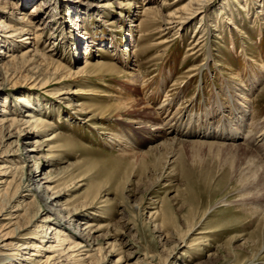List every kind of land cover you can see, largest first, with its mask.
Listing matches in <instances>:
<instances>
[{
    "label": "rangeland",
    "instance_id": "1",
    "mask_svg": "<svg viewBox=\"0 0 264 264\" xmlns=\"http://www.w3.org/2000/svg\"><path fill=\"white\" fill-rule=\"evenodd\" d=\"M9 1L23 2L1 0L0 26L20 27L27 14L33 33L26 45L2 49L37 52L38 74L47 72L41 56L50 55L66 67L57 73L66 79L34 85L24 70L0 90L17 117L29 99L52 121L18 141L21 168L0 207L13 203L17 188L42 184L30 175L38 170L62 176L47 192L62 194L59 220L79 211L75 232L89 221L95 224L85 230L103 224L88 242L98 240L101 250L78 264L119 257V264H264V2L212 0L181 25L168 16L189 0H27L12 15ZM152 6L161 11L156 24L142 28ZM87 64L90 71L76 72ZM158 125L167 134L151 137ZM51 134L58 137L42 143L44 151L25 150ZM171 137L184 142L161 145ZM27 198L20 226L46 208L36 193ZM7 223L0 220L4 232L14 227ZM31 234L13 241L29 243ZM47 235L41 248L54 230Z\"/></svg>",
    "mask_w": 264,
    "mask_h": 264
},
{
    "label": "bare ground",
    "instance_id": "2",
    "mask_svg": "<svg viewBox=\"0 0 264 264\" xmlns=\"http://www.w3.org/2000/svg\"><path fill=\"white\" fill-rule=\"evenodd\" d=\"M22 1L27 2V0H22ZM175 1L180 2V0H175ZM211 1L212 0H189L188 2L182 4L180 7L176 8L168 16V20H169L168 23L169 24L180 23L181 25H183L185 21L195 17L198 13H200L199 11L201 10L199 9L206 8ZM237 1L239 2L240 0ZM257 1L261 2V4L264 2V0H257ZM9 2L11 3V6L8 5L10 9L6 8L8 7L7 4L4 5V8H6L7 9L6 12L11 13V15L15 12V10H17L20 7V5H23V2H19V3L17 1L16 2L9 1ZM253 2L251 3L255 5L256 4L255 1ZM241 3H239L240 6ZM42 4H45L44 1L42 2ZM1 7L2 4L0 0V11L3 12V9ZM40 8L41 6L37 7V9L39 10ZM160 12H161L160 8L158 7H154V6L146 7V9H144L143 11V18L141 19L139 24L142 26V28H146V29L147 27H153L156 24V15ZM261 12L262 10L260 11V14ZM262 14H264V12H262ZM26 17H28L27 14H24L23 17H21L23 21L22 20H21L22 22L19 21L21 23L20 27H15L14 25H11V23L9 22L6 23L3 21H2L3 23L1 22L2 24L0 27L2 28V31L7 32V34H9L8 36L6 35L5 38L0 37V44L2 45V46L0 45V55L2 56L0 57V60H2V63L0 64V90L2 91L6 90L5 84H7V82H10V80H12L15 76L17 77L18 74L24 70H26L29 73H32L30 77L35 78L32 80V83H34V85H36L38 82L48 85V83H50V81L52 80L54 81L56 80L58 83H60L61 81L66 79V77L62 75L63 73H61L60 75L57 74L59 72H62V70L60 69L65 70L64 69L65 66H63L62 62L52 58L50 55H44L45 54L44 53L43 56H41L42 59L44 60L43 65L45 66V69H47V72H49L50 71L49 69H52V67L55 68V72L53 73V75L52 74L46 75L47 72L44 73V71L38 74L35 70L40 65H42V63L37 64L36 62L37 55L35 56L34 54L37 52H35L32 55L31 53L32 50L29 49V47L28 49L26 48V50H21V53H15L17 50L16 51L12 50L15 47H19L21 44H25V42H28L27 40L29 39L28 36L31 33H33L32 32L33 23L28 24L27 22L29 20L28 18L26 19ZM74 27L78 29V23L74 24ZM37 28H41V27L38 26ZM15 35H19L18 38L16 37L15 39L14 38L10 39V37ZM77 35L75 37H77ZM38 39H39L38 36H36V41H38ZM3 46H5L6 48L7 47L11 48L12 46L13 48L5 51V49L4 50L2 49ZM70 71H72L71 69L68 70V72L72 74ZM88 71H90V69H89V65L87 64L84 67L82 66L81 68H78L76 72L84 73ZM63 93L65 92L64 91L60 92V95ZM7 96L8 95L4 96L5 97L4 101L0 100V138L2 140L1 142L3 143L2 146L3 148L0 151V161H1L0 199L7 193L10 186L16 180L17 169L21 168V165L16 164V162L20 158L19 156L22 154L20 144L18 141L22 137L28 136L30 133H35L36 129L47 130L52 123L51 120L49 121L47 119L42 118L41 115H38L40 114L39 107L41 106V103L39 102L35 103L29 99H27L28 101L26 102V104L23 105L20 103L19 105L20 107L18 106L19 108H23L25 107V105H28L27 108L28 111H26V114H24V116L21 115L22 116L21 118L17 117V115L14 114V112L15 113L17 112L18 114L19 112L16 109H10L9 105H7ZM165 131L166 130L164 126L163 127L161 125L155 126L154 128H152L151 137L160 134H165L166 133ZM57 137H58L57 134H51L45 137L44 141H40L39 139H32L31 141H27L28 143L30 142L29 144L31 147L30 146L25 147V150H27L30 153L44 151L45 148L43 146L45 145H42V143L45 142L44 144L49 145L50 142L54 141L55 138ZM181 142L183 143L184 141H181L179 139L177 140L176 138L173 139V137H171L170 139H167L165 142H162L163 144L161 145H167V144L172 145ZM195 143L204 144L206 142H195ZM15 144H17L19 147L16 148ZM208 144H213V143H208ZM231 146L233 147L237 146L238 148L240 147L239 145H231ZM248 163H249V169H252L254 174H256L261 170L260 166L259 167L257 166V163L252 157L249 159ZM34 172L36 173V176H38V179L41 178V180H43V183L42 184L36 183L34 184V187L32 186L29 187V185H27L20 188L21 190L17 191L18 189L17 187L19 186L18 184L16 186L17 192L15 191L17 194H15V192L13 194L14 196L16 195L15 199L12 196V198L14 199V200L12 199L13 203H9L7 206L5 205L3 207L2 206L0 207V220L8 219V223L14 225L12 229L6 232L0 229V260H4L6 256H9L10 258L9 259L7 258L8 264H73V263L78 264L85 262L87 259L92 258L95 255V253L98 252V250H101L102 247H100L101 243L96 239H95L96 241L92 243H88L89 238L91 237L90 235H92L91 233H93V231L94 232L98 231L103 226V224H100L95 228L90 227L88 228V230H85L87 227L95 224L94 222L89 221L86 223L84 230L82 229L81 232H77V231L75 232L73 230V225L75 224L78 216L81 214V212L79 211L69 212V214L66 217L59 220V217H61L58 213V211L59 212L61 211L60 210L61 208H59V206L63 205L60 203L62 194H59L57 192L56 194H53L52 196L48 197L47 192L51 189H54V187L56 186L51 183L59 180L60 178H62V176L59 175L53 176V174H49V173L41 176L44 173L39 174L38 172L40 171L38 170H32L30 175H32ZM262 173L264 174V170ZM263 174L260 175V177L264 179ZM27 179L28 180L30 179L29 176ZM34 193H36V196L42 198V200L46 202L45 203L46 208L38 210L34 214L33 218L30 219L29 222L25 224L23 223L20 226L18 224L19 222L18 220L22 219L25 215H29L28 213H30L29 210H30L31 200L29 201L27 197H29L30 195H34ZM51 212L52 214L56 212L57 217L51 216L49 214ZM55 226L57 227L55 228ZM63 229L68 230L69 233L65 234L63 232ZM12 230H14L13 231L14 234L16 233L15 235L13 234ZM51 230L52 231L54 230V236L52 237L53 240L48 242L44 247L41 248L40 245L41 242H43L45 238L49 237L47 234ZM29 232H32V234L28 235L27 238L35 239L34 241H31L29 243L27 240H25L24 242L13 241L17 237L21 238L22 236L27 235ZM7 249L12 250V252H8V251L5 252L4 250ZM38 256H40L41 259H39ZM121 258L122 257H119L117 262H115V264H119L120 262H123L121 261ZM7 263L5 262V264ZM241 264H257V260L255 259L254 261L251 260L249 262L245 261Z\"/></svg>",
    "mask_w": 264,
    "mask_h": 264
}]
</instances>
